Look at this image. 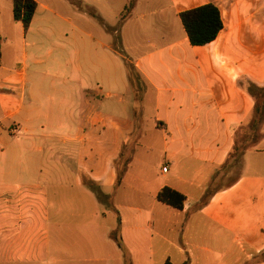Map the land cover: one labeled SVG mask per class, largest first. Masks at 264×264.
Wrapping results in <instances>:
<instances>
[{
  "label": "crops",
  "instance_id": "obj_1",
  "mask_svg": "<svg viewBox=\"0 0 264 264\" xmlns=\"http://www.w3.org/2000/svg\"><path fill=\"white\" fill-rule=\"evenodd\" d=\"M35 1L29 50L9 62L0 46V264H264V120L241 176L205 201L254 115L246 84L264 87V0H104L95 43L51 26L86 12ZM210 3L224 29L192 46L179 14Z\"/></svg>",
  "mask_w": 264,
  "mask_h": 264
},
{
  "label": "trees",
  "instance_id": "obj_2",
  "mask_svg": "<svg viewBox=\"0 0 264 264\" xmlns=\"http://www.w3.org/2000/svg\"><path fill=\"white\" fill-rule=\"evenodd\" d=\"M133 5L134 0H132L126 10L132 8ZM37 7L38 4L35 0H13L14 19L17 22L22 23L25 32L30 29ZM92 15L95 18L100 19L97 14L92 13ZM179 17L192 46H206L211 44L217 39L220 32L224 29V21L221 10L215 4L210 3L191 10L183 11L179 14ZM114 46L116 47L115 49L124 57L130 83L134 91H145L147 85L143 81L136 66L130 62L119 49H117V42H114ZM246 87L255 100L254 115L249 123L251 135L246 141L242 142L237 141L236 135L234 148L230 152L224 166L220 169V171H218L215 181L219 178L221 172L229 171L239 165H243L244 154L248 149H250L248 144H256L262 137L261 127L264 120V87L260 88L253 84H246ZM213 192L214 191H211L210 188V190L206 193L205 201L209 200ZM97 193L100 199H106V197L101 194L99 189L97 190ZM158 200L176 210H183L187 199L185 195L166 187L160 191ZM258 258H261L264 261V252ZM165 264L172 263L168 261Z\"/></svg>",
  "mask_w": 264,
  "mask_h": 264
},
{
  "label": "rangeland",
  "instance_id": "obj_3",
  "mask_svg": "<svg viewBox=\"0 0 264 264\" xmlns=\"http://www.w3.org/2000/svg\"><path fill=\"white\" fill-rule=\"evenodd\" d=\"M64 1L66 6L69 5L70 12H72L73 9H75L78 13L86 12L84 14V18H82L80 22L74 21V26L66 22H61L60 25L52 23L51 26L53 28H55V26H59L61 28V32L63 36L68 35L70 38L76 37L78 40H82L84 38L87 40H92L93 41V42L91 41L92 43L98 41L101 35L104 36L105 26L103 25L101 14L97 9L98 8L97 6H101L100 4L101 3L103 4L104 0H64ZM2 12H3V16L5 15V18L3 19L1 28L6 33L5 39H7V41L6 40L4 41V39L1 40L0 46L1 48L4 49L5 60L9 62H13L15 58L14 46L16 45L17 48L20 49L21 51L24 50V48L25 50H29L30 45L32 43V39L30 36H27L25 40V32L23 30V27L15 21L12 15L6 18L7 15H6L5 6L2 7ZM105 12L111 15L109 9H106ZM92 13L97 14L100 17V19L95 18L92 15ZM63 14L65 18L69 17V15H67L66 13ZM126 16H127V12L122 16V20L125 19ZM40 27L41 24L37 22L34 25L33 29L35 31H38ZM114 42L118 43L120 52L125 57H127V55L122 50L121 38L119 34H117L114 37ZM39 70H41V66L38 68H35L33 66L29 69V73L31 76H33ZM147 90L143 92L135 90L137 97L142 99L145 93L147 92ZM249 123L237 133V141L239 142L246 141L250 137L251 132L249 130ZM253 145L254 144L252 143L248 144L250 148ZM242 170H243V165H239L236 168H233L229 171L221 172L219 178L213 183L211 187V191L219 190L231 185L235 180H237L241 176Z\"/></svg>",
  "mask_w": 264,
  "mask_h": 264
},
{
  "label": "built area",
  "instance_id": "obj_4",
  "mask_svg": "<svg viewBox=\"0 0 264 264\" xmlns=\"http://www.w3.org/2000/svg\"><path fill=\"white\" fill-rule=\"evenodd\" d=\"M163 172H164V173H167V172H168V167H165V168L163 169Z\"/></svg>",
  "mask_w": 264,
  "mask_h": 264
}]
</instances>
